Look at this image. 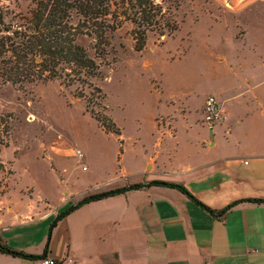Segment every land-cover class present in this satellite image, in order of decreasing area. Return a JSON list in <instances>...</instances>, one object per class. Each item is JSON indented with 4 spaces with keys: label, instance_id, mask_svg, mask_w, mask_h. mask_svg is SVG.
<instances>
[{
    "label": "crops",
    "instance_id": "0c3cea01",
    "mask_svg": "<svg viewBox=\"0 0 264 264\" xmlns=\"http://www.w3.org/2000/svg\"><path fill=\"white\" fill-rule=\"evenodd\" d=\"M257 5L260 14L193 23L181 56L156 64L157 106L135 133L132 157L115 174L97 168L82 189L72 173L61 185L50 170V200L59 202L62 190L74 199L34 220L0 218V244L23 254L0 251V264H264V3ZM208 96L223 115L212 130L202 115Z\"/></svg>",
    "mask_w": 264,
    "mask_h": 264
},
{
    "label": "rangeland",
    "instance_id": "374dc122",
    "mask_svg": "<svg viewBox=\"0 0 264 264\" xmlns=\"http://www.w3.org/2000/svg\"><path fill=\"white\" fill-rule=\"evenodd\" d=\"M156 2L176 22L177 31L165 32L162 36L156 32L148 33L141 52L134 50L130 23L121 24L111 33L105 61L100 63L99 73L93 79V84L103 94L101 106L97 93L88 88L84 89L85 97L79 98V88H67L59 81L13 85L0 79V118L9 126L6 144L0 151L3 165L0 171V218L8 225L55 214L58 204L74 199L72 193L62 190L59 202L54 204L50 200L52 192L47 186L50 189L53 183V169L59 172L56 182L61 181L64 185L72 173L70 182L80 189L87 185L88 175L97 168L105 169L109 175L115 174L123 160L126 163L132 157L135 133L145 125L150 111L157 106L159 94L156 92L160 84L157 87L155 82L156 64L162 59L170 61L181 56L189 39L188 29L193 23L239 10L245 11V17L250 13L260 14L257 4L264 0ZM28 5L25 0H0V6L14 13ZM81 42L87 48L94 45V40L88 37H83ZM184 68L181 66L179 72L182 73ZM166 95L161 98L165 100ZM90 111L109 128L112 121L120 136L105 133L91 118ZM76 150L86 156V162L85 158L82 160L86 170H82L74 159Z\"/></svg>",
    "mask_w": 264,
    "mask_h": 264
},
{
    "label": "trees",
    "instance_id": "16d2710c",
    "mask_svg": "<svg viewBox=\"0 0 264 264\" xmlns=\"http://www.w3.org/2000/svg\"><path fill=\"white\" fill-rule=\"evenodd\" d=\"M25 1L29 5L16 13L0 6V79L13 85L59 81L67 88H79V98L85 97L84 89L88 88L97 93L99 106L103 94L93 84V79L99 73L100 63L105 61L107 40L111 33L121 24L130 23L134 50L141 52L145 48L148 33L156 32L162 36L165 32L178 29L176 22L169 18L156 0ZM83 37L94 40V45L87 48L81 42ZM90 113L91 118L105 133L120 135L112 121V127L109 128L93 111ZM8 129L4 119L0 118V151L6 144ZM2 169L3 165L0 163V171ZM147 185L175 188L189 196L178 184L153 181ZM143 186L132 185L130 189L136 190ZM126 190L118 189V193ZM111 195L114 194L107 196ZM88 197L83 198L76 208L93 201ZM98 199L100 198L94 200ZM0 251L23 255L1 244Z\"/></svg>",
    "mask_w": 264,
    "mask_h": 264
},
{
    "label": "built area",
    "instance_id": "2783aa9c",
    "mask_svg": "<svg viewBox=\"0 0 264 264\" xmlns=\"http://www.w3.org/2000/svg\"><path fill=\"white\" fill-rule=\"evenodd\" d=\"M203 123L205 126L212 130L218 123L223 120L221 104L214 96H208L203 105L202 109ZM74 157L77 164L82 167L83 170L86 169L85 165L82 163L83 155L79 150L74 152ZM33 264H57L55 260L44 258L34 260Z\"/></svg>",
    "mask_w": 264,
    "mask_h": 264
},
{
    "label": "water",
    "instance_id": "95a60500",
    "mask_svg": "<svg viewBox=\"0 0 264 264\" xmlns=\"http://www.w3.org/2000/svg\"><path fill=\"white\" fill-rule=\"evenodd\" d=\"M118 193V190H114V191H110V192H106V193H102V194H97L96 196L94 195H91L88 197L89 200H94L95 198H103L105 196H107L108 194H116ZM82 201H79L77 202L75 205L69 207L67 210H65L62 214L63 215H66L68 214L69 212H71L72 210H74L76 208L77 205H79Z\"/></svg>",
    "mask_w": 264,
    "mask_h": 264
}]
</instances>
